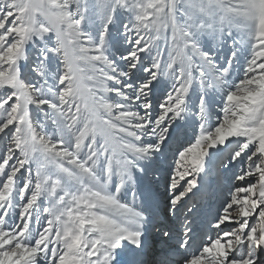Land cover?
Masks as SVG:
<instances>
[{"label": "snow or ice", "instance_id": "obj_1", "mask_svg": "<svg viewBox=\"0 0 264 264\" xmlns=\"http://www.w3.org/2000/svg\"><path fill=\"white\" fill-rule=\"evenodd\" d=\"M0 264H264V0H0Z\"/></svg>", "mask_w": 264, "mask_h": 264}, {"label": "rangeland", "instance_id": "obj_2", "mask_svg": "<svg viewBox=\"0 0 264 264\" xmlns=\"http://www.w3.org/2000/svg\"><path fill=\"white\" fill-rule=\"evenodd\" d=\"M189 134H191V129H189ZM217 182H218V186L220 188V191L218 190V192L216 193V196L212 195L213 190H211L210 192H208V194H209L208 198H206V199L204 198L202 200L203 207H204L205 211L210 209V208H211L212 211H214L219 206V204L222 201L224 195L226 194L227 189L224 186V184L219 179L217 180ZM151 190H152L153 193L155 192L154 188H152ZM162 191H163V189L161 188V192ZM161 199H162V197H161Z\"/></svg>", "mask_w": 264, "mask_h": 264}, {"label": "bare ground", "instance_id": "obj_3", "mask_svg": "<svg viewBox=\"0 0 264 264\" xmlns=\"http://www.w3.org/2000/svg\"><path fill=\"white\" fill-rule=\"evenodd\" d=\"M217 180H218V178L215 177V176H212V175H209V177L206 178L205 188H204V190H203V199H204V198L206 199V198H208V196H209L206 185H207V184H210V182H214L213 185H212L213 189H211V190H213L212 195H215V196H216V193L218 192V190L220 191V188H219V186H218V182H217ZM220 184H221V183H220ZM211 190H210V191H211ZM203 199H202V200H203ZM210 209H211V208H210ZM204 210H205V209H204ZM208 210H209V209H208ZM208 210H206V211H208ZM158 247H159V245H158Z\"/></svg>", "mask_w": 264, "mask_h": 264}]
</instances>
